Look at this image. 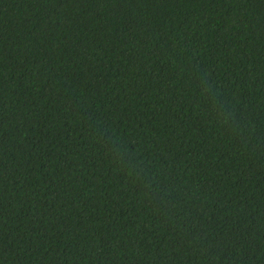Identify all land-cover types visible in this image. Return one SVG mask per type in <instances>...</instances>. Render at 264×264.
Returning <instances> with one entry per match:
<instances>
[{
  "label": "trees",
  "instance_id": "16d2710c",
  "mask_svg": "<svg viewBox=\"0 0 264 264\" xmlns=\"http://www.w3.org/2000/svg\"><path fill=\"white\" fill-rule=\"evenodd\" d=\"M0 264H264V0H0Z\"/></svg>",
  "mask_w": 264,
  "mask_h": 264
}]
</instances>
